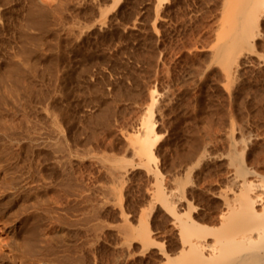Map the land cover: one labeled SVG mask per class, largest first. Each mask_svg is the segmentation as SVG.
I'll list each match as a JSON object with an SVG mask.
<instances>
[{"label":"rangeland","instance_id":"obj_1","mask_svg":"<svg viewBox=\"0 0 264 264\" xmlns=\"http://www.w3.org/2000/svg\"><path fill=\"white\" fill-rule=\"evenodd\" d=\"M93 1L0 0V117L20 137L0 144V264H166L157 188L208 218L237 167L264 175V18L227 67L225 0ZM151 108L155 161L136 152Z\"/></svg>","mask_w":264,"mask_h":264},{"label":"bare ground","instance_id":"obj_2","mask_svg":"<svg viewBox=\"0 0 264 264\" xmlns=\"http://www.w3.org/2000/svg\"><path fill=\"white\" fill-rule=\"evenodd\" d=\"M29 1L32 3V5L37 6L35 8H39L40 10L43 8V4L46 2V0H29ZM95 1H97V0H94L93 2H95ZM225 1L227 2V7L225 4H224V6L226 7L225 9L227 11H225V9H224V11H225L224 15L226 14L228 16L227 17L225 15L228 18V22H227V24H225L226 25L225 31H224L225 32V39L220 45H218L216 47L215 56L218 60L222 61L228 67L231 63L236 62L235 61L236 56H237L236 54L238 53V51L240 49H243V48L244 49H251L253 47V45H254L253 41L256 39V36L259 33L258 31H259V26H260L261 20L264 18V0H225ZM225 1L223 0V3H225ZM38 6H41V7H38ZM39 9H38V11H39ZM35 11H37V10H35ZM29 12L31 13L32 11H29ZM30 19H32V18H30ZM35 19H36V17H35ZM29 42H30V40H29ZM32 60H33V58H32ZM23 65L24 64H22V66ZM15 66L18 68V65H15ZM229 70H227L228 75L231 74L230 73L231 71H229ZM14 81H16V80H14ZM23 82H24V80H23ZM10 83H9V85H10ZM23 85H24V83H23ZM11 90L12 89H10V91ZM15 90L17 91V89H15ZM1 94H2V92H1ZM151 99H152V104H153L155 101L153 95L151 96ZM152 117H153V110L151 108L149 110V115L147 116V118L145 119V121L143 123L142 132L140 133V135L136 139L138 142V144H137L138 147H137L136 152L138 151V153L140 152L143 155H146L148 159L155 161L156 157L154 156L153 145L155 143V140H157L158 135L155 131V126H154V122L152 121ZM0 121H1L0 125H2L3 121H2L1 117H0ZM3 124H4V122H3ZM25 133H28V132H25ZM18 134L14 130L12 131V127H8L7 125L0 126V141H1L0 144H1V146L8 144V143L14 144L13 142H15L16 144H18V143L20 144V140H19L20 137L18 136ZM5 150H6V148H5ZM2 151H1V153H2ZM2 159H4V158H2ZM2 162H3V160H2ZM0 164H3V163H0ZM4 164H5V162H4ZM110 166H111L112 170L116 171L117 173L118 172L122 173V172L126 171V169H123V165L120 166L118 164H112ZM156 167L154 166V167L148 169L149 172H151L153 174V176H156L159 173L158 169ZM4 168H6V167H4ZM237 168H239L240 174L236 170L238 174L235 172L236 174L233 176V181L231 182L232 184H230V182L228 181L229 184L233 185V186L228 187L229 184L227 186L225 185L228 188V191L224 187L226 189L225 191L220 192V193L217 192V194L219 195V196L217 195V197H219V202L217 205L218 207H217V209L215 208L216 206L214 207V209H216L215 212L213 211L215 214L213 213V215L208 216V218H207V216H202L200 218L196 217L197 215H195L194 213L199 212V209H198V211L196 210V212H195V210H194L195 207L194 208L192 207L193 206L192 204H194V203L192 202V204H191V201H190V203L187 202L188 199L186 200V202H183L181 200V198H179L181 196L176 195L175 192H177V190H180V188L174 189V190H176L175 192L172 190L173 188L172 189L169 188V190H167L165 192L164 191L165 189L162 190L161 186H160V188H157V190L154 192L153 196L156 194L155 198L157 200L163 202L164 206L166 205L165 211H167L168 216H169L168 222H170L169 223L170 224V235H169L170 241H169V239H168V241L170 243L168 242V246L167 247L165 246V249H164V255H165L164 258H165L166 264H264V175H262L263 177H261L259 175L260 181L257 182V181H254L253 179L252 180L247 179L246 174L249 172V170L248 171H246V170L248 168L245 169L246 167H244V166L241 167V165H240V167H237ZM0 169H2V165H1ZM2 173H5V172L3 171ZM0 177H1V175H0ZM4 178H6V176ZM8 178H9V176H8ZM261 178H263V179H261ZM177 180L178 181H176V183H179L182 181V180L180 181V179H177ZM172 181H173V179H172ZM4 182H6V179ZM4 182L0 181V183H4ZM12 182H13V180H12ZM21 183H22V181H21ZM15 184H16V182H15ZM172 184H175V181ZM160 185H161V183H160ZM168 185H170V181H169ZM178 185H180V183ZM178 185H177V187H178ZM8 186H10V184L7 185V187ZM13 186L15 187V185H12L11 187H13ZM173 186H175V185H173ZM221 188H219V190H221ZM16 189L20 190L19 187L18 188L15 187V190ZM167 189H168V187H167ZM6 190L9 192L10 189L9 190L6 189ZM12 190L15 192L14 189H12ZM14 192L13 193L10 192L11 195L17 193V192H15V193ZM180 192H181V190H180ZM181 194H182V192H181ZM11 195H10V197H12ZM195 195H198V193ZM213 195H214V193H213ZM15 197H17V196H15ZM26 197H27V195H26ZM7 198H9V197L6 196V199H5L4 191L3 192L1 191L0 192V210H1V213L4 212V209L6 208L5 206H4L5 208H3L1 205L4 202L3 201L4 199H5V201H7ZM13 198H14V196H13ZM18 198H20V197H18ZM185 198H184V196L182 197V199H185ZM9 199H11V198H9ZM9 199H8V201H10V203H11V200H9ZM19 202L22 203L21 199ZM8 203H6V204H8ZM12 203H14V202H12ZM6 204H4V205H6ZM209 205H211V204H209ZM19 207L21 208V206H19ZM30 207H31V205H30ZM208 207H210V206H208ZM199 208H200V206H199ZM205 210H206V208H205ZM5 211H8V210L5 209ZM10 212H12V211H10ZM8 213L9 212H7V214ZM7 214H5V217ZM2 215H4V214H2ZM9 215H7V216H9ZM6 219H7V217H6ZM17 219H18V217H17ZM17 222L12 221L11 224L6 223L5 225L4 224L2 225L4 227L3 232H2V233H4L3 234L4 237L2 238V236H1L3 243H5V241L7 240V236L11 233L13 234V232L16 230ZM4 223H5V221H4ZM126 226H127V229H129L128 231L131 232V228H129L130 226H128V224H126ZM148 229L149 228H148L147 224L144 223V221H143L140 228L138 230H136L135 235L140 237L144 242L149 243L152 240H150ZM130 234H133V233L131 232ZM135 235H133V236H135ZM9 236H8V239H9ZM9 240H11V239H9ZM11 242H12V240H11Z\"/></svg>","mask_w":264,"mask_h":264}]
</instances>
